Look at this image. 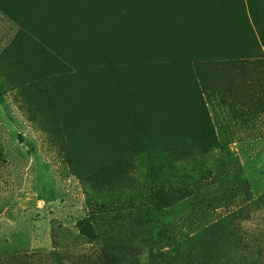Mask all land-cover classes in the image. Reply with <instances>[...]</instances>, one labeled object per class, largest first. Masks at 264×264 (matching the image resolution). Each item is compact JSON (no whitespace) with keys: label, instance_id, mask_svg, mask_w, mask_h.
I'll list each match as a JSON object with an SVG mask.
<instances>
[{"label":"rangeland","instance_id":"1","mask_svg":"<svg viewBox=\"0 0 264 264\" xmlns=\"http://www.w3.org/2000/svg\"><path fill=\"white\" fill-rule=\"evenodd\" d=\"M0 262L264 264V0H0Z\"/></svg>","mask_w":264,"mask_h":264},{"label":"trees","instance_id":"2","mask_svg":"<svg viewBox=\"0 0 264 264\" xmlns=\"http://www.w3.org/2000/svg\"><path fill=\"white\" fill-rule=\"evenodd\" d=\"M111 165H113V164H110L109 166H111ZM108 165H106V166H104V167H107ZM104 167H100L99 168V170L100 169H102V168H104ZM79 227L81 228V230L83 231V232H88V233H90V234H93V233H91V230L94 228V226H93V221H91V220H86V221H83V222H80L79 223ZM14 259V258H13ZM0 264H5V263H3V262H0Z\"/></svg>","mask_w":264,"mask_h":264}]
</instances>
